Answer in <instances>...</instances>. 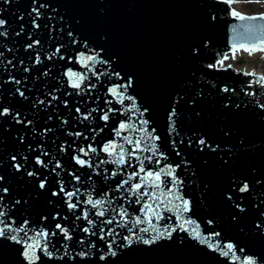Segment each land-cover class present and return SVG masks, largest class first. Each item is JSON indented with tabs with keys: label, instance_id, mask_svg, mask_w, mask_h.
<instances>
[{
	"label": "water",
	"instance_id": "water-1",
	"mask_svg": "<svg viewBox=\"0 0 264 264\" xmlns=\"http://www.w3.org/2000/svg\"><path fill=\"white\" fill-rule=\"evenodd\" d=\"M40 3L51 7L40 9L37 28L33 26V0H11L8 4L0 0V19L6 21L0 31H7L6 36L0 37V104L19 112L25 124L32 121L25 126L11 117L0 118V176L4 177L0 185L9 189L0 200V208L5 220L10 216L14 227L25 228L29 242L36 239L34 232H49L48 251L53 256L49 258L37 248L35 255L39 259L35 264H247L249 258L254 264H264V231L256 227L264 220V80L260 79L264 75L257 70L225 65L227 59L235 58L242 50L250 54L264 51V13L234 9L232 3L239 2L228 0H36V7ZM233 10L255 19H240L232 14ZM69 32L78 43H72ZM34 41L39 43L26 47ZM58 46H62L60 53L53 55ZM97 53L98 60L102 57L109 63L95 62L86 68V58ZM81 56L85 59L81 60ZM69 72L86 75L80 89L72 87L76 78ZM117 72L124 80L110 75ZM99 73L104 74L97 78ZM129 76L133 83L125 95L133 97L140 109L148 108L145 118L162 137L160 152L167 155V159L154 156L151 164L144 162V167L155 171L179 164L176 175L183 183L179 191L173 189V196L181 195L191 201L192 210L180 214L179 201L167 195L170 178L162 174L165 183L156 190L162 199L158 209L162 218L158 222L154 218L151 225L135 224L136 216L147 219L135 196L124 189L112 191L117 183L137 171L136 167L123 165L113 177L116 165L103 163L97 176L73 160L74 150L87 149L89 144L99 153H89L94 165L99 160H110L108 154L99 152V147L114 138L113 129L118 123L127 121L136 126L138 116L132 111L124 112V105L109 92L110 87L124 83ZM13 77L21 83H14ZM89 83L95 87H88ZM17 88L26 98L16 92ZM174 101L178 102L177 129L172 136L177 141L185 139L180 156L167 143V115ZM125 105L130 106V101L125 99ZM108 107L121 111L111 113L105 127L99 109L106 111ZM93 109L97 111H92L89 119L82 118L81 114ZM100 128L103 131L99 135L91 131ZM136 136L135 132L130 134L132 139ZM199 136L219 147L216 151L206 147L201 151L195 142L189 147L187 138L195 141ZM124 147L131 150L130 145ZM13 155L16 161L10 160ZM140 155L142 158L151 153ZM22 157L27 158L26 162ZM37 158L43 159L47 167L37 164ZM157 158L161 160L159 165ZM182 158L187 163H181ZM57 161L61 168H55ZM13 163H20L21 169L13 168ZM104 169L108 170L107 178ZM30 171L37 175H27ZM71 173L80 176V181H74ZM45 176L46 188L40 189L38 184ZM57 180L63 182L65 191L79 188L81 201L86 199L84 192L92 193L93 199L110 193L107 200L111 207L104 205V217L94 215L99 209L91 205L79 207L94 221L90 232L96 231L97 236L101 229L118 233L114 238L121 246L113 245L115 256L100 241L90 251L85 247L96 237L81 232L87 221L75 219L80 210L69 211L63 193L52 195L53 190L59 191ZM242 181L249 184L250 191L242 194L241 203L236 189ZM148 190L151 192L152 188ZM145 199L152 203L148 197ZM16 200L20 203L13 207ZM236 203L245 210L240 212ZM121 207L128 212L126 219L112 212ZM56 211L67 219L54 220ZM45 216L47 219H42ZM114 216L112 224L104 223ZM56 223L67 226L73 237L67 248L62 247L64 237L55 229ZM178 223L182 228L171 238L151 245L138 238L127 245L122 239L130 234L129 229L137 237L147 239L155 234L152 226L172 228ZM144 227L150 231H138ZM193 230L207 239L201 242L194 238ZM52 231H56L55 237L51 236ZM23 236V232L18 233V238ZM81 238L83 244L78 242ZM228 243L234 245L232 250L226 248ZM38 244L43 245L44 240L38 239ZM213 244L219 247L209 246ZM24 251V244L0 238V264H30L22 255ZM82 251H88V255L81 256ZM224 251H229V255H224ZM102 255L106 258L102 259Z\"/></svg>",
	"mask_w": 264,
	"mask_h": 264
},
{
	"label": "snow or ice",
	"instance_id": "snow-or-ice-1",
	"mask_svg": "<svg viewBox=\"0 0 264 264\" xmlns=\"http://www.w3.org/2000/svg\"><path fill=\"white\" fill-rule=\"evenodd\" d=\"M11 0H4L5 4L10 3ZM229 3L232 2V0H228ZM45 7H51V5H46L44 3H40L38 7H36V0H33V9L32 12L35 13V16L33 17V26L34 27H39V24L37 21L41 18V12L40 9H43ZM31 14V13H30ZM234 16H238L240 19H255V17H245L241 15L239 12H236L233 10L232 13ZM6 24V21L4 19H0V28H4ZM7 35V31H0V37H4ZM19 35V33H17ZM69 36L72 37V43H78L76 38L73 36L71 32H69ZM39 41H34L32 44L26 45L27 48H32L35 46V44H38ZM62 46H58L56 48V51L53 53V55H56L60 53ZM102 51V50H101ZM99 53L95 55H89L87 59V63L85 64V67H89L90 65L94 66L95 62L99 63H104L108 64L109 61L104 60L102 57L98 60ZM52 57L49 56L48 59H51ZM61 59H64L65 57L61 56ZM70 60L71 57H68ZM81 60H84L85 58L83 56L80 57ZM224 59H227V57H224ZM37 62H39V59H37ZM11 63V61H9ZM220 63H223V60L220 61ZM14 67V65H13ZM211 67V66H210ZM27 70V69H26ZM104 73H99L96 74L97 78H99V75H103ZM248 75H252V73H246ZM69 76L75 77L76 79L73 80L72 87L76 89H80L82 87L83 81L86 78L85 74H77L73 72L68 73ZM110 75H115L118 79L124 80L123 77L120 76V74L117 73H111ZM261 80H264V77L260 78ZM13 82L16 84H20L21 82L19 80H15V78H12ZM132 78L129 76L124 83L117 85V86H112L109 88L110 94L117 98L118 102L121 105H124L123 111L124 112H129L132 111L133 115H137L138 118L135 121V127H133L129 122L127 121H122L117 124V126L113 129V136L114 138L110 141L105 142L99 147V152H103L109 155L111 158L110 160H99L95 165L92 162L91 156H89V153H96L99 155L97 148L93 147L91 144L88 145L87 149L84 147H80L78 149L74 150V155H73V160L75 161L76 164H78L81 167H87L93 170V173L97 176H99V171L100 165L103 163H113L116 165V169H113L111 175L114 177L117 175V170L120 169L121 166L123 165H128L129 168L136 167L138 170L132 172L130 175L127 176L126 179H122L119 183L116 184L115 189L112 191H120V189H124L125 192H127L130 196H135L136 197V203L141 204L144 216L147 218L146 220H142L140 216L135 217V224H143V223H148L151 225L153 219L155 218L157 222L159 219L162 218L158 214V209L161 207L162 199L160 196H157L156 190L160 188V185L165 183L164 180H162V174L169 177L170 180L167 182L168 183V189H167V195L171 196L173 199L176 201H179L178 205V212L180 214L182 213H187L190 212L191 209V201L188 199H184L181 195H175L173 196V189H176V191H179V185L183 183V181L176 175L177 169L180 167L179 164L172 166V165H166L164 168H160L158 170H151L148 169L146 170L144 167V162L148 161L150 164L153 160V157H164V159H167V155L163 152H160V147H161V142H162V137L157 134L155 127H150V119L145 118L146 115L148 114V108L145 107L143 109H140L134 98L131 96H126L125 94L127 93L128 89L132 86ZM88 87H95V85H92L89 83ZM223 91L227 92L228 89L224 88ZM16 92L21 96L25 97V93L20 90V88L16 89ZM125 99L130 101V106L125 105ZM40 103H43V101H40ZM106 104H110L111 101H106ZM176 101H174L173 105L170 107L167 115V127H168V137H167V143L172 145V148L175 152L176 155L180 156V147L184 145L185 139L181 138L177 141L175 137L172 136V133L176 131L177 129V108H176ZM192 103H195L193 101ZM227 107V105H226ZM239 107V105H237ZM261 107H264V105H261ZM92 111H97V109H93L89 111L87 114H81L82 118L87 120L89 117L92 115ZM101 112L100 119L105 122V127L107 126V122L110 119V114L113 113L114 111L118 112L121 111L120 109H113L111 107H108L107 110L105 111L104 109H99ZM77 112L80 113V109H77ZM199 115V113H197ZM6 117H11L13 121L19 124H24L25 126H28L32 123V121H27V124H25V119L21 117V114L19 112H14L11 110L9 107L4 106L3 104H0V118H6ZM95 135H99V132L103 131V128H100L99 131L96 129L91 130ZM132 132H135L137 134L135 139L130 138V134ZM129 133V134H125ZM78 136H82L83 133H76ZM95 135L93 136V140H95ZM177 135L179 133L177 132ZM195 136V134H193ZM119 138V141L116 139ZM21 141L23 140V137L20 138ZM87 139V137H85ZM193 142L197 145L199 150L203 151L204 148H208L210 151H216V148L219 146L217 145L216 147H213L211 144H209L206 139L203 136H199L195 138V141L191 137L187 138V144L189 147L192 146ZM130 145L131 150H127L124 145ZM63 149V146H62ZM79 153V154H75ZM141 153H151V155H144L141 158ZM43 155H48L47 152L42 153ZM83 157H88V159H84ZM17 157L15 155L10 157L11 161H16ZM22 160L26 162L27 158L22 157ZM135 159L136 163L133 164L132 160ZM36 163L39 164L42 167H47V164L43 159L37 158ZM161 163V160L159 158L156 159V164L159 165ZM181 163H187L185 160H181ZM12 167L15 168L16 170L21 169V164L20 163H13ZM62 166L59 164V162H56L55 168H61ZM55 168L52 169V171H55ZM105 172V178H107V169H104ZM141 173H143V177L138 180L136 183L130 185L128 188H125V185H129L130 181L132 180H137L138 177L141 176ZM27 175L29 176H36L37 174L35 172H28ZM72 179L74 181L79 182L80 181V176L76 175L75 173H71ZM4 177L0 176V181H3ZM89 180H91V176H89ZM48 181V177L45 176L42 181L39 182L38 187L40 189H45L46 184ZM259 183V181H258ZM57 184L59 185V191H52L53 196H60L61 193L66 197L65 199V204L67 205V208L69 211L73 210H80V215L76 216L75 219H84L87 221V225L81 228V232L88 234L92 237H96V239L90 240L88 244L85 246L89 251L93 248L97 247V242H103L107 248L109 253L112 256H115L117 253L116 251L113 250V245L116 244V246L119 248L121 245L117 243L115 240L114 236L118 235V233H114L112 230H109L107 232L103 231V229L100 230V235L97 236L96 231H91L90 232V227H95L94 221L92 219L88 218V212L80 208L79 206L81 204H86V205H91L92 208L94 209H99L94 215H97L99 217H104L106 209L104 208V205L107 204L108 207H111V201L107 200V196L110 193H103L104 198H92V193L90 192H84L83 195L86 197L84 201H81L79 199V193L80 189L75 188L74 190L70 191H65V187L62 181L57 180ZM152 188V191L149 192L148 188ZM143 189V190H142ZM238 193L241 195L238 197V200L241 201L242 203V194L249 192L250 187L249 184L246 181H242L238 186L237 189ZM9 189L7 187H4L0 185V200H3L4 194H7ZM73 197H75V202H72ZM148 197L149 200L152 201V203H149L148 200L145 198ZM231 199V197H229ZM143 202V203H142ZM172 200H168V203L170 204ZM20 203L19 200L14 201L13 207L18 205ZM51 203V201H49ZM241 203H236L235 207L240 211L243 212L245 209L241 207ZM261 203H264V200L261 201ZM155 205V206H154ZM164 207H167V204L164 205ZM112 212L115 214V216H119L122 219H126L128 217V212L123 208L119 209H112ZM262 217H264V213L261 214ZM109 218L104 223L107 224H112L113 219L115 218ZM5 217V212L3 211L2 208H0V238L6 239V240H11L16 243H22L25 245V251L22 253V255L30 262V264H35V261L39 259L38 256L35 255V251L37 248H39L41 251L45 252L46 255L49 258H52L53 253L51 251H48V236L49 232L46 230H41L39 232H34L32 235L36 239H32V242H29L30 237L28 236V233L25 231V228L23 226L19 227H14L15 221L12 219V217H8L7 220L4 219ZM54 220H59V219H64L66 220L67 217H61L60 212L56 211L52 217ZM42 219H47V217H42ZM235 219V217H233ZM184 223H190L189 220H185ZM209 224L212 223V221L208 222ZM264 223V220L256 224V227L264 231V228L261 227V224ZM26 224V222H25ZM182 228V224H177L175 227L169 228L167 226L162 227V228H156L155 226H152L151 231L155 234L150 235L147 239H144L143 237H137L136 232H134L132 229H129V235L123 237L122 239L125 241L127 245H131L133 243L134 238H138L142 241L143 244L146 245H151L155 241L163 238H171L172 234L177 231V229ZM55 229L59 230V232L63 235L64 237V243L62 244V247L67 248V242L72 240V235L70 234L69 228L61 223H56ZM139 232L141 233H148L150 229L148 227L140 228L138 229ZM194 231V238H200L201 242H204L207 237H202L201 233L199 231ZM23 232L24 236L18 238V233ZM218 235V234H217ZM51 236L55 237L56 236V231L51 232ZM108 236L109 239L105 240L104 237ZM38 239H43L44 244L39 245L38 244ZM79 243L83 244L84 240L81 238ZM210 247L218 248L219 245L213 244L209 245ZM234 247L233 244L228 243L226 245V248L228 250H232ZM224 255H229V251H224ZM81 256H87L88 251H82L80 253ZM102 259H105L106 257L104 255L101 256ZM247 264H254V261L249 258L247 261Z\"/></svg>",
	"mask_w": 264,
	"mask_h": 264
},
{
	"label": "bare ground",
	"instance_id": "bare-ground-1",
	"mask_svg": "<svg viewBox=\"0 0 264 264\" xmlns=\"http://www.w3.org/2000/svg\"><path fill=\"white\" fill-rule=\"evenodd\" d=\"M234 3L235 2H239V4H232L233 8H238V9H242V6L245 5V3H243V1L241 0H232ZM259 55V54H254V55H250L247 57V54L244 55L242 54L241 56H238V58L235 61H231V63L236 66V67H242V68H246V69H253V70H257L259 71L260 75H264V70L261 68V66L259 68H256L253 63V61L255 60V57ZM238 61H240L241 63L238 64ZM230 62V61H228Z\"/></svg>",
	"mask_w": 264,
	"mask_h": 264
},
{
	"label": "rangeland",
	"instance_id": "rangeland-1",
	"mask_svg": "<svg viewBox=\"0 0 264 264\" xmlns=\"http://www.w3.org/2000/svg\"><path fill=\"white\" fill-rule=\"evenodd\" d=\"M241 1H243V3H245V5L242 6V10L247 9V10H253V11L258 10V11L264 12V0H241ZM248 56H250V55H248ZM240 63L241 62L238 61V64H240ZM252 64H254L256 68H259L261 66V68L264 70V58H261V54H259L255 57V60L253 61Z\"/></svg>",
	"mask_w": 264,
	"mask_h": 264
}]
</instances>
